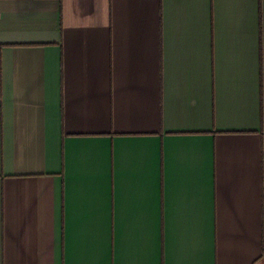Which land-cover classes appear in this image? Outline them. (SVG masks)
Here are the masks:
<instances>
[{"label":"crops","instance_id":"1","mask_svg":"<svg viewBox=\"0 0 264 264\" xmlns=\"http://www.w3.org/2000/svg\"><path fill=\"white\" fill-rule=\"evenodd\" d=\"M0 264H264V0H0Z\"/></svg>","mask_w":264,"mask_h":264}]
</instances>
